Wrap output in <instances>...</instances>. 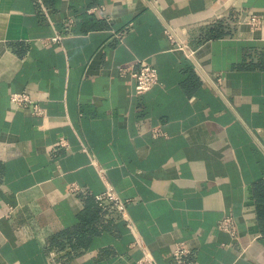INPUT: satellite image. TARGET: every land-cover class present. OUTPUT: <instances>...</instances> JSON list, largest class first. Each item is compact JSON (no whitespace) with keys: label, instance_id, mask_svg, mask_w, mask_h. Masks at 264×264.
<instances>
[{"label":"crops","instance_id":"0c3cea01","mask_svg":"<svg viewBox=\"0 0 264 264\" xmlns=\"http://www.w3.org/2000/svg\"><path fill=\"white\" fill-rule=\"evenodd\" d=\"M250 13L262 28L238 32ZM141 59L160 84L136 95L118 68ZM100 169L124 215L96 201ZM137 242L154 264L180 242L194 264H264V0H0V264H138Z\"/></svg>","mask_w":264,"mask_h":264},{"label":"built area","instance_id":"2783aa9c","mask_svg":"<svg viewBox=\"0 0 264 264\" xmlns=\"http://www.w3.org/2000/svg\"><path fill=\"white\" fill-rule=\"evenodd\" d=\"M89 14L93 15H100L106 18L109 24H111V19L107 16V10L105 6H97L88 10ZM70 23H74V19L70 20ZM263 19L260 15L255 13H250L244 18H241L237 21V31L241 32L243 29H249L251 32H257L262 28ZM113 37L118 41L122 42L124 39L125 34L123 32H117L115 30H111ZM166 36L173 44L176 43V38L173 32L166 30ZM62 40L61 35H56L52 38L44 39L43 43L45 45L49 44H56ZM183 49V48H179ZM118 73L120 77L130 76L135 80V94L136 95H143L150 90H152L155 86L160 84V77L157 68L151 63L148 59H141L137 60L135 66L131 69L120 67L118 68ZM10 101L12 105L17 109H25L30 110L32 114L36 116H43L44 110L39 105V103L34 100L30 94L26 92H17L12 93L10 96ZM154 136H162L164 135L163 131L159 128H155L153 130ZM59 146L61 148H68V141L62 138L59 142ZM82 151L88 152L87 148L83 146ZM95 167H98V164L95 160L92 161ZM100 175L105 181L106 190L103 194L96 196V201L100 205H104L106 203L113 204L117 210L124 215L126 213V206L130 203L129 200H122L119 196L118 192L115 188L107 181L105 171L100 169ZM71 193L76 194L80 191V188L73 184L70 188ZM13 212V209H10V214ZM9 216V215H8ZM218 228L220 231L228 234L233 240L239 239V230L237 226L236 220L232 216L224 217L219 225ZM138 245L144 251L143 258L138 262V264H154V259L148 250L144 248L142 242H137ZM192 252L189 246L184 243L180 242L176 244L175 250L173 252V259L176 264H194L189 261Z\"/></svg>","mask_w":264,"mask_h":264}]
</instances>
